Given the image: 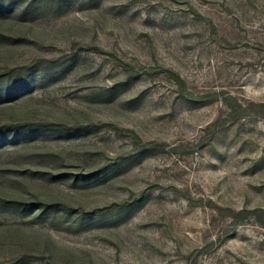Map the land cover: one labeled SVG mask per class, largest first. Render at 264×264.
<instances>
[{
    "label": "rangeland",
    "instance_id": "obj_1",
    "mask_svg": "<svg viewBox=\"0 0 264 264\" xmlns=\"http://www.w3.org/2000/svg\"><path fill=\"white\" fill-rule=\"evenodd\" d=\"M0 264H264V0H0Z\"/></svg>",
    "mask_w": 264,
    "mask_h": 264
}]
</instances>
